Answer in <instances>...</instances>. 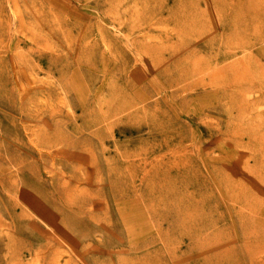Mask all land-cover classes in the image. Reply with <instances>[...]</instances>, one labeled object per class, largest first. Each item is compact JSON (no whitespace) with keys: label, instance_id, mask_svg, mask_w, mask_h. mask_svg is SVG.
I'll use <instances>...</instances> for the list:
<instances>
[{"label":"rangeland","instance_id":"obj_1","mask_svg":"<svg viewBox=\"0 0 264 264\" xmlns=\"http://www.w3.org/2000/svg\"><path fill=\"white\" fill-rule=\"evenodd\" d=\"M238 1L0 0V264H264Z\"/></svg>","mask_w":264,"mask_h":264},{"label":"bare ground","instance_id":"obj_2","mask_svg":"<svg viewBox=\"0 0 264 264\" xmlns=\"http://www.w3.org/2000/svg\"><path fill=\"white\" fill-rule=\"evenodd\" d=\"M255 1L256 0H239L237 2V10L236 13H234L235 15L232 22L236 25L242 26L246 25L248 20H253L254 16L264 17V3L259 5L258 2ZM224 25L223 28L228 29V24L224 23ZM240 198L242 199V197Z\"/></svg>","mask_w":264,"mask_h":264}]
</instances>
